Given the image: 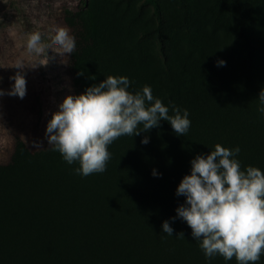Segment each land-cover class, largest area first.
Wrapping results in <instances>:
<instances>
[{
  "label": "trees",
  "instance_id": "1",
  "mask_svg": "<svg viewBox=\"0 0 264 264\" xmlns=\"http://www.w3.org/2000/svg\"><path fill=\"white\" fill-rule=\"evenodd\" d=\"M145 3L154 8L164 53L161 4ZM254 14L257 25L251 28L240 0L233 1L247 58L238 63L245 80L232 90L239 106H217V101L207 106L197 100L192 76L177 64L168 80L151 77L149 83L165 106L174 103L189 112L191 126L185 135L177 136L161 121L147 133L121 136L108 146L106 170L87 177L74 173L79 162L69 165L62 155L53 164L32 155L0 168V264H237L235 258L225 261L219 255L206 259L187 223L172 218L185 203L176 189L191 174L190 162L210 154L216 144L239 147L236 158L242 170L253 166L264 172V114L258 110L264 89V12L258 8ZM146 136L149 143L144 145ZM24 179L32 183L29 201L12 207V197L18 199L21 190L18 182ZM164 221L174 229L173 236L163 233ZM256 264H264V253Z\"/></svg>",
  "mask_w": 264,
  "mask_h": 264
},
{
  "label": "rangeland",
  "instance_id": "2",
  "mask_svg": "<svg viewBox=\"0 0 264 264\" xmlns=\"http://www.w3.org/2000/svg\"><path fill=\"white\" fill-rule=\"evenodd\" d=\"M233 1L159 0L164 17L162 53L154 8L145 0H0V89L10 90L14 81L9 77L20 71L15 68L18 62L26 66L27 82L23 99L0 97V168L32 155L56 162L61 154L45 137L52 114L67 96L84 94L108 76L127 77L129 91L135 86L131 91L136 92L150 86L151 77L168 80L174 66L182 64L193 78L197 100L207 106L214 101L217 106H239L232 90L245 80L238 63L240 57L244 62L247 58L232 15ZM240 3L250 27H256L254 13L258 8L264 12V0ZM57 27L68 28L75 37L72 54L52 45ZM33 32L41 33L42 43L51 48L30 52L27 41ZM260 36L264 40V31ZM221 60L226 66H217ZM36 65L40 66L30 68ZM18 184L19 198L12 197V207L31 196L30 181Z\"/></svg>",
  "mask_w": 264,
  "mask_h": 264
},
{
  "label": "clouds",
  "instance_id": "3",
  "mask_svg": "<svg viewBox=\"0 0 264 264\" xmlns=\"http://www.w3.org/2000/svg\"><path fill=\"white\" fill-rule=\"evenodd\" d=\"M54 31L52 45L62 49L63 54H72L76 40L70 30L57 27ZM50 48L42 43L41 33L28 36L30 52L39 54ZM49 59L47 56V63ZM217 66H226V62L218 61ZM15 68L20 71L9 77L14 83L7 92L0 89V97L26 96V66L18 62ZM129 87L127 77L108 76L84 94L67 96L52 114L45 132L47 143L69 165L79 162L75 174L87 177L103 173L111 158L109 145L124 135L147 133L160 127L161 121L168 122L177 136L188 132L191 121L186 109L182 111L170 103L173 114L169 115L170 107L154 97L150 86L136 92L129 91ZM258 100V110L264 114V89ZM141 143L147 145L149 138L146 136ZM33 147L41 145L34 143ZM239 152V147L228 149L216 144L210 154L197 155L190 162L191 174L184 176L176 189L177 196L186 198L185 203L177 207L172 221L179 218L187 223L206 259L219 255L225 261L235 258L237 264H256L264 253V172L253 166L242 170L236 158ZM152 174L158 176L155 170ZM162 231L173 236L169 221L163 222Z\"/></svg>",
  "mask_w": 264,
  "mask_h": 264
}]
</instances>
